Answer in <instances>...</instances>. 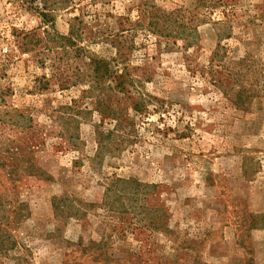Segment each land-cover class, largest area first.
Wrapping results in <instances>:
<instances>
[{
    "label": "rangeland",
    "instance_id": "obj_1",
    "mask_svg": "<svg viewBox=\"0 0 264 264\" xmlns=\"http://www.w3.org/2000/svg\"><path fill=\"white\" fill-rule=\"evenodd\" d=\"M0 264H264V0H0Z\"/></svg>",
    "mask_w": 264,
    "mask_h": 264
},
{
    "label": "trees",
    "instance_id": "obj_2",
    "mask_svg": "<svg viewBox=\"0 0 264 264\" xmlns=\"http://www.w3.org/2000/svg\"><path fill=\"white\" fill-rule=\"evenodd\" d=\"M237 98H239V97L237 96ZM240 100L241 99L239 98V103H240ZM118 187H119V189L117 191L121 190L123 192H127V195H129L132 192H135V191L141 189V187H143L145 189L146 188H155V186H153V185L143 184V183L139 182L136 179H129V180H126V181L123 180V179H115L114 181H112V184L107 188V190H105L106 192H105L104 199L106 200L108 191H111L110 188H113L112 190H116ZM77 214L78 213H70L69 215L77 216ZM250 216H251L250 223H251L252 228H254L255 225H256V220H255L253 215L250 214ZM124 224H126V223H123L121 221V223L119 224V225H121V227H117L118 231H116V229H113L112 233H114V231H116L115 234H114L115 236H122V237L125 236V234L128 233V231H127L128 228H126L127 230H124L125 229V227H123ZM85 244L87 246L80 248V250H81V252L83 254L88 252V251H91L93 249V247L97 248V252L99 251L98 253H96L95 255L92 256L91 259L93 261L99 260V257H103L104 263H109V262L117 263V262H119L121 260L119 258H117V259L114 258V256L107 255L103 251L101 252V249H103L104 245H105L102 242V240H99L97 242L96 241H89V242H87ZM82 245H84V244L82 243Z\"/></svg>",
    "mask_w": 264,
    "mask_h": 264
}]
</instances>
